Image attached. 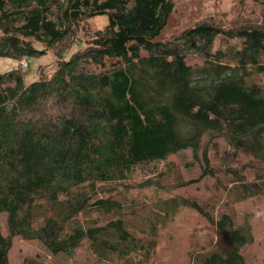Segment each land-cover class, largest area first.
Instances as JSON below:
<instances>
[{
  "label": "trees",
  "instance_id": "1",
  "mask_svg": "<svg viewBox=\"0 0 264 264\" xmlns=\"http://www.w3.org/2000/svg\"><path fill=\"white\" fill-rule=\"evenodd\" d=\"M256 1L261 24L203 22L161 40L172 0H0V58L50 50L56 60L50 77L30 84L16 66L0 73V216L8 231L0 230V264H10L14 237L53 257L72 258L85 245L92 264H148L158 226L180 206L217 235L193 264L244 263L251 227L227 211L232 197L252 195L244 177L231 172L205 203L163 200L147 217V209L127 211L116 190L133 187L138 167L188 150L200 177H212L208 148L219 139L264 172V0ZM98 16L107 23L91 33L88 21ZM81 30L83 47L69 53ZM216 39L225 47L215 49ZM260 172L251 186L263 190Z\"/></svg>",
  "mask_w": 264,
  "mask_h": 264
},
{
  "label": "rangeland",
  "instance_id": "2",
  "mask_svg": "<svg viewBox=\"0 0 264 264\" xmlns=\"http://www.w3.org/2000/svg\"><path fill=\"white\" fill-rule=\"evenodd\" d=\"M172 2L174 9L159 37L161 40L170 39L183 30L203 22L228 29L261 24L263 21L262 11L256 0H172ZM106 23V16H98L88 21L87 30L91 33L101 30ZM85 36L86 32L81 30L77 35V41L82 42L72 45L69 53L83 47ZM229 43L238 46L235 40ZM218 47H225V43L216 39L214 48ZM24 60L27 63L26 69L20 68L21 60L15 62L0 58V73L16 66L24 73L25 84H30L39 79L40 74L50 77L56 68V60L50 50L38 57H27ZM216 141V147L208 148L209 167L215 168L214 176L201 178L202 168L188 150L170 156L165 163L138 167L130 180L133 187L127 190L120 188L116 191L119 192L121 201L127 205V211L137 208L141 213L147 209L148 212L144 214L147 217L153 208L162 211L163 200L180 201L186 198L200 203L211 201L219 194L217 186L227 185L231 172H235L238 176L244 177L246 185L252 192L245 200H236V197H232L230 201L228 199L230 208L227 211L231 212L234 223L249 224L251 227L253 242L243 250V264H264V188L262 190L251 186L257 178V172L261 171L259 178H263V167L254 164L250 155L244 152L234 154L229 151L223 140ZM221 163L225 165L222 167L223 170L216 168ZM146 181H151L153 185L140 188L139 184ZM261 184L264 187V181ZM223 197L221 203L224 204L226 198L224 195ZM129 228L136 231L140 226L137 221L131 220ZM0 230L3 235H8L5 215L0 216ZM157 237L158 245L154 258L148 264H193L196 255L204 254L217 243V235L211 225L199 214L181 206L177 210L168 211L166 221L158 226ZM8 259L10 264H24L28 260H35L41 264H92L93 261L85 245L79 248L72 258L53 257L37 241L17 237L12 238Z\"/></svg>",
  "mask_w": 264,
  "mask_h": 264
},
{
  "label": "built area",
  "instance_id": "3",
  "mask_svg": "<svg viewBox=\"0 0 264 264\" xmlns=\"http://www.w3.org/2000/svg\"><path fill=\"white\" fill-rule=\"evenodd\" d=\"M19 66L21 69H26L27 67V63L24 59H21V61L19 62Z\"/></svg>",
  "mask_w": 264,
  "mask_h": 264
}]
</instances>
